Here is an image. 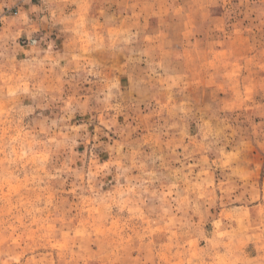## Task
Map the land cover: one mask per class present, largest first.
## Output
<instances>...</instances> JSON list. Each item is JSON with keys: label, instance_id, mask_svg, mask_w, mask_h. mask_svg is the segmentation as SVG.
I'll return each mask as SVG.
<instances>
[{"label": "rangeland", "instance_id": "1", "mask_svg": "<svg viewBox=\"0 0 264 264\" xmlns=\"http://www.w3.org/2000/svg\"><path fill=\"white\" fill-rule=\"evenodd\" d=\"M0 264H264V0H0Z\"/></svg>", "mask_w": 264, "mask_h": 264}]
</instances>
